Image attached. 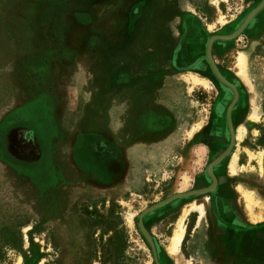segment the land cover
I'll return each mask as SVG.
<instances>
[{"label":"rangeland","instance_id":"1","mask_svg":"<svg viewBox=\"0 0 264 264\" xmlns=\"http://www.w3.org/2000/svg\"><path fill=\"white\" fill-rule=\"evenodd\" d=\"M263 2L0 0V264H264Z\"/></svg>","mask_w":264,"mask_h":264},{"label":"water","instance_id":"2","mask_svg":"<svg viewBox=\"0 0 264 264\" xmlns=\"http://www.w3.org/2000/svg\"><path fill=\"white\" fill-rule=\"evenodd\" d=\"M264 7V2L261 4V6H259L256 10H254V12H252V14H250V16L247 18V20L245 21V23H244V25L242 26V28L238 31V32H236L234 35H231V36H215V37H212L210 40H209V42H208V45H207V58H208V61H209V63H210V65H211V67H212V70H213V72H214V74H215V76L217 77V79L224 85V86H226L227 88H229L230 90H232L233 92H234V104L238 101V97H239V95H238V91H237V89H236V87L233 85V84H231L230 82H228L221 74H220V72L218 71V69H217V67H216V65H215V63H214V61H213V58H212V47H213V44L216 42V41H229V40H232L233 38H235L242 30H243V28L244 27H246V25L255 17V15L262 9ZM233 104V105H234ZM233 107V106H232ZM232 107L230 108V110H229V112H228V116H229V126L231 127L232 126V124H231V121H230V114H231V110H232ZM228 154V152H226L223 156H221L211 167H210V169H209V174L212 176V178H213V180H214V185L210 188V189H208V190H203V191H200V192H192V194H201V193H205V192H207V191H212V190H214V188H215V186H216V180L214 179V177H213V175H212V172H211V170H212V168H213V166L215 165V164H218L226 155ZM174 198H177V196L176 197H174ZM173 198V199H174ZM168 202H170V200L169 201H167V202H165V203H163L162 205H164V204H166V203H168ZM161 206V205H160ZM157 207H159V205L158 206H155V207H153L152 209H155V208H157ZM140 226H141V228H142V225H141V223H140ZM143 230V229H142ZM143 232H144V234H145V236L147 237V239H148V241L150 242V244L153 246V244H152V241L150 240V237L147 235V233H145V231L143 230Z\"/></svg>","mask_w":264,"mask_h":264},{"label":"bare ground","instance_id":"3","mask_svg":"<svg viewBox=\"0 0 264 264\" xmlns=\"http://www.w3.org/2000/svg\"><path fill=\"white\" fill-rule=\"evenodd\" d=\"M244 58L245 57L243 55H241L239 57V64L243 65L245 63V61H244L245 59ZM193 82L194 83L200 82V83H205L206 84V80H201V79L196 78V77L193 78ZM183 237H184V228L182 227L181 230L179 231V233H177L175 238H173V240H172L171 253L173 252V255L178 254V247L181 244V242L183 240Z\"/></svg>","mask_w":264,"mask_h":264},{"label":"flooded vegetation","instance_id":"4","mask_svg":"<svg viewBox=\"0 0 264 264\" xmlns=\"http://www.w3.org/2000/svg\"><path fill=\"white\" fill-rule=\"evenodd\" d=\"M233 115H234V111H232V113H231V124H232V126L234 127L235 125H234V119H233ZM226 120H227V113H226ZM216 126V124L215 123H211L210 125H209V130H210V134H212L213 133V130H215V127ZM227 127H228V130H230V126H229V123H228V121H227ZM217 150V149H216ZM215 150V151H216Z\"/></svg>","mask_w":264,"mask_h":264},{"label":"crops","instance_id":"5","mask_svg":"<svg viewBox=\"0 0 264 264\" xmlns=\"http://www.w3.org/2000/svg\"><path fill=\"white\" fill-rule=\"evenodd\" d=\"M213 46H214V45H213ZM213 49H214V47H212V52L214 51ZM221 50H222V48H218V50H216L215 53H216V52L218 53V52L221 51ZM234 124H235V123H234ZM262 209H263V210H262L261 214L264 213V212H263V211H264V208H262ZM259 217H262V216H259ZM259 217H258V218H259Z\"/></svg>","mask_w":264,"mask_h":264}]
</instances>
